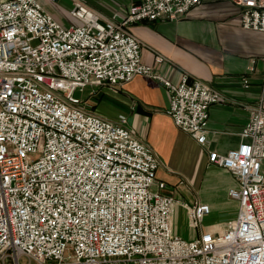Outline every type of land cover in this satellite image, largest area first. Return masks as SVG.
Here are the masks:
<instances>
[{
  "label": "built area",
  "instance_id": "obj_1",
  "mask_svg": "<svg viewBox=\"0 0 264 264\" xmlns=\"http://www.w3.org/2000/svg\"><path fill=\"white\" fill-rule=\"evenodd\" d=\"M232 1L243 28L264 31V0ZM202 2L140 0L121 20L103 22L75 0L73 23L64 25L42 0H0V264H22L21 257L27 264H264L262 101L249 106L242 142L209 155L237 181L229 189L237 216L220 232L187 240L173 231L178 201L157 181L160 156L124 115L103 117L77 95L148 76L169 89L166 112L175 124L207 144L209 109L226 97L201 79L184 74L174 83L143 63L131 28L178 20ZM188 213L197 228L211 206L197 201Z\"/></svg>",
  "mask_w": 264,
  "mask_h": 264
},
{
  "label": "crops",
  "instance_id": "obj_2",
  "mask_svg": "<svg viewBox=\"0 0 264 264\" xmlns=\"http://www.w3.org/2000/svg\"><path fill=\"white\" fill-rule=\"evenodd\" d=\"M83 1L97 10L105 22L121 20L140 0ZM42 3L60 23H73L69 11L75 0ZM241 11L232 0H203L178 20L142 21L131 27L142 41L143 63L174 83H179L184 74L191 80L201 79L226 97L209 109L207 144H200L175 124L166 112L169 89L148 76L136 75L117 90L102 87L92 94V87H88L81 95L103 117L119 122L124 115L127 125L160 156L162 166L157 170V181H164L166 188L162 192L178 201L173 212V231L187 240L205 231L220 232L237 216L239 201L229 195L237 181L226 168L211 164L209 155L211 150L227 153L236 148L249 120V106L260 101L264 105V31L243 28ZM157 53L167 60L156 62ZM245 77L249 87L244 85ZM262 168L264 172V161ZM197 201L208 203L211 213L193 228L188 208ZM181 209L186 226L179 224Z\"/></svg>",
  "mask_w": 264,
  "mask_h": 264
},
{
  "label": "rangeland",
  "instance_id": "obj_3",
  "mask_svg": "<svg viewBox=\"0 0 264 264\" xmlns=\"http://www.w3.org/2000/svg\"><path fill=\"white\" fill-rule=\"evenodd\" d=\"M77 95H78V96H81L82 93H77ZM202 196H205L204 190H203V194H202ZM179 217H180V219H179V224H180L181 226H186L187 223H186L185 212H184L182 209H181V211H180V213H179ZM20 262H21L22 264H27V263H28V258H26V257H21V258H20Z\"/></svg>",
  "mask_w": 264,
  "mask_h": 264
}]
</instances>
